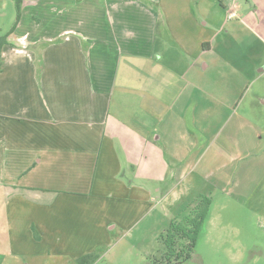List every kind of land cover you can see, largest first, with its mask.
Returning a JSON list of instances; mask_svg holds the SVG:
<instances>
[{
  "label": "crops",
  "instance_id": "0c3cea01",
  "mask_svg": "<svg viewBox=\"0 0 264 264\" xmlns=\"http://www.w3.org/2000/svg\"><path fill=\"white\" fill-rule=\"evenodd\" d=\"M16 18L0 0V33ZM2 62L0 255L78 264L193 176L224 179L204 161L220 124L248 122L264 0H23Z\"/></svg>",
  "mask_w": 264,
  "mask_h": 264
},
{
  "label": "rangeland",
  "instance_id": "374dc122",
  "mask_svg": "<svg viewBox=\"0 0 264 264\" xmlns=\"http://www.w3.org/2000/svg\"><path fill=\"white\" fill-rule=\"evenodd\" d=\"M253 85L243 93L238 107V113L248 122L243 120L238 129L233 126L234 121L227 119L213 133L207 149L209 157L204 164L208 160L214 166L212 176L224 179L218 182L211 178L210 183L200 185L201 181L193 176L178 189L177 200L173 196L163 203L155 200L156 209L133 228L116 236L112 245L98 253L95 264H161L165 254L162 234L172 221L182 222L190 215L191 209L204 197L212 199L211 212L194 253L189 260L172 264H264V78L257 86ZM249 99L253 101L250 105ZM220 134L224 139L231 138L236 152L242 151L241 159L228 155L233 147L220 155L223 147L218 145ZM250 135L256 136L257 147L254 149L251 145L252 149L245 151ZM237 141L242 143L240 148ZM223 161L224 170L223 164L220 165ZM11 259L9 253H1L0 264H9Z\"/></svg>",
  "mask_w": 264,
  "mask_h": 264
},
{
  "label": "trees",
  "instance_id": "16d2710c",
  "mask_svg": "<svg viewBox=\"0 0 264 264\" xmlns=\"http://www.w3.org/2000/svg\"><path fill=\"white\" fill-rule=\"evenodd\" d=\"M22 5L23 0H16V22L8 33H0V72L3 66V49L8 44V37L16 30L21 20ZM211 206L212 199L210 197L201 198L198 204L191 209V214L182 222L172 221L171 226L161 237L165 247V254L161 264H172L174 261L189 260L191 258L199 236L210 216ZM98 259V254H89L79 258L77 263L95 264Z\"/></svg>",
  "mask_w": 264,
  "mask_h": 264
},
{
  "label": "built area",
  "instance_id": "2783aa9c",
  "mask_svg": "<svg viewBox=\"0 0 264 264\" xmlns=\"http://www.w3.org/2000/svg\"><path fill=\"white\" fill-rule=\"evenodd\" d=\"M237 17V14L235 12H232L229 14V19Z\"/></svg>",
  "mask_w": 264,
  "mask_h": 264
}]
</instances>
